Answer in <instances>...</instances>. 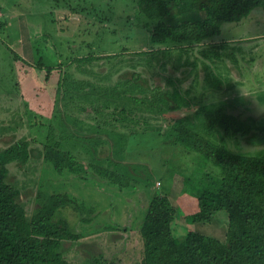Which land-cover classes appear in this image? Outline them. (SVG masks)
Returning <instances> with one entry per match:
<instances>
[{
	"label": "rangeland",
	"instance_id": "1",
	"mask_svg": "<svg viewBox=\"0 0 264 264\" xmlns=\"http://www.w3.org/2000/svg\"><path fill=\"white\" fill-rule=\"evenodd\" d=\"M203 18L192 13L174 22ZM145 20L137 0H0V152L28 142L31 155L28 164L8 167V182L20 191L18 202L28 219L51 195L76 201L80 212L68 208L63 214L81 235L82 258L105 253L118 256L120 264L140 262V225L150 200L164 189L178 210L177 237L194 231L226 241L227 212L216 214L211 224H190L185 208L197 205L192 199L184 205L179 197L186 178L188 191L208 187L203 176L209 164L195 162L193 152L179 147L176 152L174 146L180 125L206 136L204 108L222 109L238 132L227 137L221 128L209 139L237 154L264 155V10L255 9L240 24L223 25L221 36L193 48L152 46ZM90 54L114 57L77 62ZM46 68L54 71L48 85ZM59 71L61 80L68 73L84 82L79 93L85 97L84 112L70 103L78 97L65 103ZM136 77L138 87L123 85ZM103 86L110 87L108 95L93 89ZM156 87L190 92L191 107L158 113L145 98ZM87 96L91 105L105 107L111 126L98 129L100 119L91 117ZM48 137L65 142L83 161L126 175L136 188L119 192L98 176L60 175L45 159Z\"/></svg>",
	"mask_w": 264,
	"mask_h": 264
},
{
	"label": "trees",
	"instance_id": "2",
	"mask_svg": "<svg viewBox=\"0 0 264 264\" xmlns=\"http://www.w3.org/2000/svg\"><path fill=\"white\" fill-rule=\"evenodd\" d=\"M137 8L139 15L146 19V27H151L149 39L152 46L193 48L221 36L223 25L240 24L255 9L264 10V0H137ZM192 13H201L204 18L174 22ZM88 46L93 47L92 44ZM99 52L105 53L103 46H100ZM113 57L90 54L77 62L93 63ZM41 65L39 63V67ZM45 72L44 83L48 85L54 71L46 68ZM58 73L59 89H65V103L78 97V101L74 100L76 103H70L74 107L81 106L79 110L84 112L86 104L82 102L85 97L79 95L84 91V82L70 79L68 73L61 80L62 71ZM135 82L137 77L123 85L127 89L131 88V84L138 87ZM93 89L108 95L110 87ZM155 91V94L145 98L158 113L166 114L191 107L188 91L183 93L174 88L164 92L158 87ZM88 97L85 103L90 104L92 101L88 102ZM133 98L145 103L138 97ZM90 108L95 114L91 117L100 119L98 129L111 126L113 120L110 121L105 113V107L90 104ZM126 113L132 114V111ZM202 113L204 120L201 128L206 136L188 125H180L176 127L174 146L175 151L179 147L183 151L193 152L195 162L201 159L199 163L204 161L209 164V170L203 176L208 187L194 186L196 188L188 191L190 180L186 178L179 197L184 205L190 204V199L197 205L194 210L185 208L190 224H211L216 214L227 212L226 241L194 231L182 238L177 237L174 222L178 210L164 189L163 193L152 197L145 210L140 225L143 250L137 264H264V155L237 154L226 145L209 139L221 128L227 137L236 136L237 127L233 130L235 123H229L230 117L220 108H204ZM50 137L46 143L45 159L60 175L68 172L75 177L98 176L119 189V192L134 191L136 188V182L126 175H120L94 161H83L65 148V142H51ZM30 158L28 142H18L0 152V264H120L118 256L105 253L82 258L79 251L83 245L81 235L63 214L68 208L80 212L81 207L68 195L49 196L28 219L26 210L18 202L20 191L8 182V167L13 163L26 165ZM180 169L181 166L170 170V173ZM172 178L173 175H169V179Z\"/></svg>",
	"mask_w": 264,
	"mask_h": 264
}]
</instances>
